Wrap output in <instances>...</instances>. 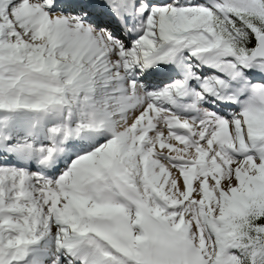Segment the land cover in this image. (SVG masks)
I'll return each mask as SVG.
<instances>
[{
    "label": "snow or ice",
    "instance_id": "6c2138e0",
    "mask_svg": "<svg viewBox=\"0 0 264 264\" xmlns=\"http://www.w3.org/2000/svg\"><path fill=\"white\" fill-rule=\"evenodd\" d=\"M0 264H264V0H0Z\"/></svg>",
    "mask_w": 264,
    "mask_h": 264
}]
</instances>
